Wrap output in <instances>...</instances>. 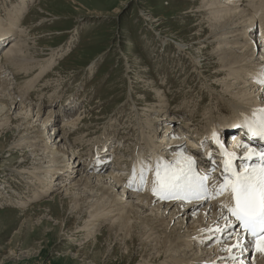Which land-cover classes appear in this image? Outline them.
<instances>
[{
	"label": "bare ground",
	"instance_id": "obj_1",
	"mask_svg": "<svg viewBox=\"0 0 264 264\" xmlns=\"http://www.w3.org/2000/svg\"><path fill=\"white\" fill-rule=\"evenodd\" d=\"M26 1L17 0L12 8L15 11L8 10L7 19L0 17V49L2 48L0 53V126L2 129L5 125L7 126L12 120L11 113L17 109L23 110V105H26L28 108L26 116H20L22 113L16 114L18 122L15 126L8 125L6 132H18L17 140L11 147L31 149L29 155H24V160L33 158L32 164L36 169L37 180L32 185H27V189H30L28 195H22L18 191L4 192L0 198V205L17 202L24 206L44 198L49 199V195L58 191L57 196L59 198L62 196L60 198L62 201L66 200L76 208L80 207V212L84 211V207L89 210L94 220L87 226L93 225L98 229L104 221H111L117 216L116 220L109 224V228L116 232L114 234L119 232L122 240L126 238L125 234L132 236L131 224L137 218L145 226L138 232L140 243L143 248L150 245L151 250L154 251L142 264L157 262H162L161 264H264V252L257 251L254 246H249L243 253L239 249H231V245L237 239V234L240 233L239 229L231 239H228L227 230L210 231L217 227L225 229L226 223H234V218L230 217L227 208H222V205H230L232 202L228 192L205 201L203 197L184 200L162 199L159 194L152 191L157 163L161 166L165 164L183 165L188 157L193 159L199 157L198 161L194 160L196 161L195 168L201 176L211 171L207 180L210 190L212 185L222 183V171L220 172L219 165L226 157L221 154L220 143L223 142L226 130L232 131L231 138L225 140L235 153L243 154L249 151V148L259 150L260 143L248 137L243 139L242 135L246 131L243 127H237L238 124L235 123H242V114L251 117L252 109L264 107V84H258L253 79L260 72V66L264 65V0H249L248 5L242 3L241 0H233V2L200 0L196 11L204 12L208 17L204 30L206 33L202 39L198 37L201 40L197 42H201L200 44L205 46V49L212 46L210 50H204L206 51L203 55L205 58L200 56V60L209 61V67L216 64L217 70L213 74L218 78L219 84H208V87L210 91L218 88L224 91L223 88H225L224 96L207 94L194 106L185 101L179 107L180 110L173 109L174 114H172L171 106L167 102L168 94L156 96L157 104L150 103L155 96L151 94L153 96L151 99H145L149 104L146 106L149 110H145L147 113L145 123L140 121L137 114L139 125L137 127L128 125V128L139 131L136 141L133 140L135 142L132 149L124 152L123 156H120L122 150L119 149L117 143L119 141L120 144L122 141L126 143L127 137L107 138L104 132L85 152L79 154L75 150L76 143L84 145L89 141L88 135L84 136L89 129L84 131L81 129L86 111L73 117L69 116V110L75 111L71 105L77 108L73 104H76L73 98L67 105L71 107L66 108L60 105V108H56L59 106L58 103L50 104L45 102V98L42 99L47 86L40 84L38 89L40 94L37 100L31 99L28 103L20 102L22 98L26 99L27 96H31L41 76L58 63V59L65 54V52L61 53V48L53 49L50 58L45 62L46 59L39 60L37 55L40 53L28 52L32 48L35 50V43L29 42L33 38L28 31L18 27L17 21L19 22L21 16L16 14L26 9L28 5ZM14 17L17 20L12 22L11 19ZM45 20L42 19V21ZM10 39H13L12 45L8 48L6 43ZM177 46L182 51V44L179 43ZM258 53H260L259 58L256 57ZM38 68H40L38 74L31 78V74ZM23 71L26 79L19 86L16 84L15 76ZM217 74L222 75L221 79L216 76ZM154 82V80L145 81V84H151L152 89L158 91L153 86ZM220 83L224 87H221ZM18 89L20 90L17 92ZM256 90H259L257 94ZM143 91L141 87L139 93ZM227 94L231 95L232 99ZM151 95L147 93V96ZM207 99L211 103L205 105L203 111L198 112V105L203 104ZM139 101L140 104L141 100ZM46 105H49L50 110L44 109ZM226 111H230L229 118L222 116ZM28 115H31V119L33 115H36L35 122L38 123H31ZM184 118L189 125L194 124L196 129L188 128V124L182 121ZM61 119L63 124L59 126L58 121ZM71 135L75 136L74 142L70 140ZM195 138L205 139L203 144L206 143L207 149L204 155L209 152L215 153L212 157L215 160L214 163L206 164L209 158L200 154V145L197 142L194 143ZM127 144L126 148L129 142ZM246 144L249 148L244 147ZM99 147L101 150L98 151ZM110 156H114L115 166L112 168L115 170L112 169L111 172L104 174L110 169L108 165L112 160ZM126 165L128 167L125 169ZM134 165L135 176L133 175ZM204 166L206 169L210 167L211 170H203ZM142 167L152 169L145 173L147 180L143 185L139 178ZM83 169L98 173L83 176L85 173ZM73 173L80 174L75 182L69 179L74 176ZM130 178L134 181L131 187H129ZM210 201L213 203H207ZM148 211L149 213L146 214ZM166 214H169L168 221ZM222 217H229V219L226 221ZM175 218H180V221L172 227ZM88 230L91 231L92 228ZM232 256L237 259L229 258Z\"/></svg>",
	"mask_w": 264,
	"mask_h": 264
},
{
	"label": "rangeland",
	"instance_id": "obj_2",
	"mask_svg": "<svg viewBox=\"0 0 264 264\" xmlns=\"http://www.w3.org/2000/svg\"><path fill=\"white\" fill-rule=\"evenodd\" d=\"M16 1L0 0L1 18L7 19L8 10L15 11L12 8ZM241 1L246 5L249 3V0ZM26 3V9L16 14L21 16L17 21L18 27L28 31L33 38L29 42L35 43V50L32 48L28 52L40 53L36 55L41 61L46 59L45 62L53 49L61 48V53L65 54L49 72L41 76L31 90V96H27V100L22 98L20 102L37 100L39 85L45 84L47 87L44 88L42 98L46 99L45 102L58 103L56 108H60V105L66 108L72 106L75 111L69 110L70 117L86 111L81 129L84 131L88 128L86 133L89 134L80 133L88 135L89 141L85 146L77 143L74 145L79 154L93 145L103 132L107 138L127 137L126 143H117L122 150L120 156L131 150L139 130H132L128 125L137 127L140 123L136 118L138 115L140 121L145 123L146 111L149 110L146 109L149 104L145 99H151L154 95L150 103L157 104L156 96L168 94L167 102L172 114L174 110H180L179 107L185 101L194 106L204 95L224 96L225 88L224 91L221 88L210 91L208 87L210 84H219L213 74L217 70L216 64L209 67V61L205 60L204 64L205 61L200 60V56L205 58L204 53L212 48L210 46L205 49L201 42H197L206 33L204 30L208 17L206 13L196 11L200 0H27ZM11 20L14 22L17 19L14 17ZM12 40L7 41L8 48ZM179 43L182 44V51L177 46ZM198 48L202 50L201 53ZM259 56L260 53L256 55ZM40 68L31 74V78L38 74ZM216 76L221 79L222 75ZM15 77L19 86L26 79L24 71ZM152 80L156 82L153 86L158 91H154L151 84H145V81ZM141 87L144 91L139 93ZM221 87H224L223 84ZM255 92L257 94L259 90ZM147 93L153 96H147ZM227 96L231 97L229 94ZM71 98L76 100V104H73L77 108L67 106ZM210 103L207 99L198 105L197 111H203L205 105ZM44 109L50 110L49 105L44 106ZM19 110L11 113L9 126H15L18 122L16 114L25 115L28 108L23 105V110ZM229 112H224L222 116L229 118ZM28 117L31 123H38L35 122L36 115L32 119L31 115ZM182 121L188 124L186 118ZM58 124H63L62 119ZM8 125L3 129L0 126V198L8 191L28 195L30 189H27V185L37 180L33 158L24 160V155L31 149L11 147L17 140L18 132H6ZM190 127L196 129L192 123L188 124ZM230 133L232 131H227L225 137H231ZM70 138L75 141L74 135ZM113 157L110 156V169L104 174L115 170L112 168L115 166ZM84 172L83 176L98 173L90 170ZM73 174V177L68 178L75 182L80 174ZM57 193L54 191L48 196L49 199L44 198L24 206L17 202L0 205V264H142L154 253L150 245L143 248L139 241L138 232L145 228L141 220L135 218L132 221V236L125 234L126 238L122 240L119 232L114 234L116 232L109 228L117 216L111 221H104L98 229L93 225L87 226L94 220L89 210L84 207V211L80 212V207L62 201V196L59 198ZM168 216L166 214L167 221ZM179 221L180 218H175L172 227Z\"/></svg>",
	"mask_w": 264,
	"mask_h": 264
},
{
	"label": "snow or ice",
	"instance_id": "obj_3",
	"mask_svg": "<svg viewBox=\"0 0 264 264\" xmlns=\"http://www.w3.org/2000/svg\"><path fill=\"white\" fill-rule=\"evenodd\" d=\"M258 84H264V65L260 66V72L253 77ZM246 129L245 136L250 140L255 139L260 143L259 150L249 148L243 154L230 153L226 149L221 154L226 157L224 169L221 173L222 183L212 185L211 190L207 183L211 171L201 176L195 168L196 161L188 157L183 165L159 163L155 165V179L152 191L160 195L162 199H188L203 197L205 201L216 195L228 192L231 196L230 205H222L227 208L234 223H226L225 229L215 228L210 231L227 230L228 239L239 229L237 239L231 245V249H239L241 253L249 246H254L257 251L264 252V107L252 109L251 117L242 114V123L236 125ZM215 136V133H213ZM203 145V141L201 142ZM210 163H214L212 157L215 153H207ZM149 168H141L140 182L143 185L147 177L145 173ZM136 168L133 166V175ZM133 179H129V187ZM228 221L229 217H222ZM243 236V239H241ZM211 239V237H210ZM237 259L235 256L229 257Z\"/></svg>",
	"mask_w": 264,
	"mask_h": 264
}]
</instances>
